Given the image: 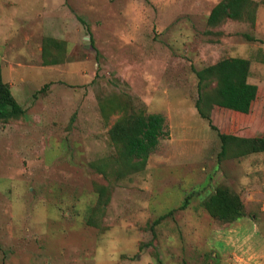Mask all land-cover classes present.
Masks as SVG:
<instances>
[{
  "label": "rangeland",
  "instance_id": "rangeland-1",
  "mask_svg": "<svg viewBox=\"0 0 264 264\" xmlns=\"http://www.w3.org/2000/svg\"><path fill=\"white\" fill-rule=\"evenodd\" d=\"M220 1L0 0L14 17L1 64L29 79L19 83L25 115L0 122V264H222L203 201L228 186L257 211L264 152L219 158L196 101L221 84L195 71L243 58L248 43L247 80L260 77L248 83L264 93V0L211 25ZM140 112L162 113L166 134L131 170L111 130Z\"/></svg>",
  "mask_w": 264,
  "mask_h": 264
},
{
  "label": "trees",
  "instance_id": "trees-1",
  "mask_svg": "<svg viewBox=\"0 0 264 264\" xmlns=\"http://www.w3.org/2000/svg\"><path fill=\"white\" fill-rule=\"evenodd\" d=\"M250 5L256 6V3L252 0H222L211 10L208 22L216 25L226 18L243 19ZM253 12L255 13L254 9ZM249 38L254 39L251 36ZM91 41L94 42L93 38ZM249 62L244 58L226 59L195 71L199 81L215 78L221 84L215 88L213 95L205 90V96L199 95L196 101L199 113L204 114L203 117L208 120L210 127L217 132L221 142L220 159L228 154L241 158L264 152V136L243 134V128L245 125L250 126L252 117L258 119L259 126L264 123V93L261 92L263 87L248 83ZM202 107L207 111L202 110ZM226 109V116L222 115ZM234 111L237 118L232 115ZM25 112L26 109L13 94L10 84L4 80L0 63V122L20 120ZM165 121L162 113L140 112L129 113L115 123L111 133L115 140L122 143L124 162L131 170H140L146 166L150 154L166 134ZM104 191L101 188L102 194ZM187 204L188 198L180 208H185ZM202 205L214 220L221 222L231 223L247 214L241 196L228 186L217 187Z\"/></svg>",
  "mask_w": 264,
  "mask_h": 264
},
{
  "label": "crops",
  "instance_id": "crops-1",
  "mask_svg": "<svg viewBox=\"0 0 264 264\" xmlns=\"http://www.w3.org/2000/svg\"><path fill=\"white\" fill-rule=\"evenodd\" d=\"M7 2H3V4L10 6V2H15V0H6ZM12 5V4H11ZM29 9V8H28ZM27 14V18L29 16V11H25ZM11 15V16H10ZM13 17V11L11 10V13L3 14V11H0V33L4 30V25L6 24V21H10V18ZM14 20V17H13ZM22 21H16L13 25H19L21 26ZM240 49L242 50L241 57L243 58H249V55L245 53L244 50L252 49L251 45H248V43H240ZM238 56V55H236ZM251 60V59H250ZM0 63H1V54H0ZM261 71H264V66L261 64ZM2 66V74L3 78L6 82H8L11 86V90L15 97L19 101V97H22L23 92L21 91L22 85L19 83L29 81L27 77H22L18 75H9L7 70ZM253 66V65H252ZM253 74V67L250 70ZM26 74L25 72L23 73ZM259 80H262L260 77H258ZM256 80L259 82L260 81ZM255 81V82H256ZM248 82L255 83L254 79L251 77V75L248 77ZM15 83V85H14ZM43 85V84H42ZM15 87V88H14ZM15 90V91H14ZM23 90V89H22ZM20 102V101H19ZM21 103V102H20ZM255 117H252L251 122L249 123V127L245 125V128H243V134L250 135V136H264V123L263 125L259 126L258 119H254ZM248 124V123H247ZM218 138V137H217ZM219 140V139H218ZM261 153V152H259ZM257 153H252L246 157L249 158H255ZM234 176V174H233ZM244 177V176H242ZM238 185L241 188H245L248 194L253 193L252 188L253 185L248 184L245 180H240ZM255 205H245L247 214L244 217H241L233 222H221V221H215L213 218H209L210 225L213 226L214 231V237L215 241H219L221 244V247L217 249V252H214V256H220V258H223L222 264H264V232L259 230V226L257 224V219H260L259 212L264 213V205H260L259 209L255 211L254 213L250 214L251 207ZM264 218V214H261Z\"/></svg>",
  "mask_w": 264,
  "mask_h": 264
}]
</instances>
